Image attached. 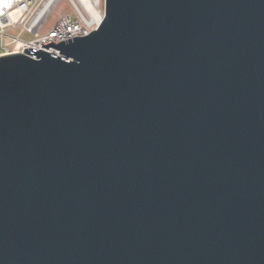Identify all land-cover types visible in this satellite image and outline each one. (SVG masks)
I'll use <instances>...</instances> for the list:
<instances>
[{
    "label": "water",
    "instance_id": "obj_1",
    "mask_svg": "<svg viewBox=\"0 0 264 264\" xmlns=\"http://www.w3.org/2000/svg\"><path fill=\"white\" fill-rule=\"evenodd\" d=\"M0 57V264H264V0H104Z\"/></svg>",
    "mask_w": 264,
    "mask_h": 264
},
{
    "label": "built area",
    "instance_id": "obj_2",
    "mask_svg": "<svg viewBox=\"0 0 264 264\" xmlns=\"http://www.w3.org/2000/svg\"><path fill=\"white\" fill-rule=\"evenodd\" d=\"M61 0H7L0 7V57L22 54L31 48L63 57L40 46L88 35L97 29L104 15V0H66L67 9H59ZM3 3V0H0Z\"/></svg>",
    "mask_w": 264,
    "mask_h": 264
},
{
    "label": "rangeland",
    "instance_id": "obj_3",
    "mask_svg": "<svg viewBox=\"0 0 264 264\" xmlns=\"http://www.w3.org/2000/svg\"><path fill=\"white\" fill-rule=\"evenodd\" d=\"M59 9H67V5H66V0H61L60 4H59Z\"/></svg>",
    "mask_w": 264,
    "mask_h": 264
},
{
    "label": "snow or ice",
    "instance_id": "obj_4",
    "mask_svg": "<svg viewBox=\"0 0 264 264\" xmlns=\"http://www.w3.org/2000/svg\"><path fill=\"white\" fill-rule=\"evenodd\" d=\"M7 0H3V3H0V7H7Z\"/></svg>",
    "mask_w": 264,
    "mask_h": 264
}]
</instances>
